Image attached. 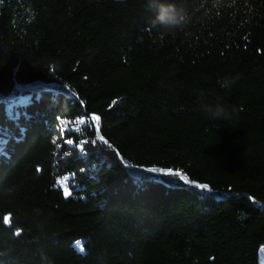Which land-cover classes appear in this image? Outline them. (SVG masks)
Masks as SVG:
<instances>
[{
  "label": "trees",
  "instance_id": "obj_1",
  "mask_svg": "<svg viewBox=\"0 0 264 264\" xmlns=\"http://www.w3.org/2000/svg\"><path fill=\"white\" fill-rule=\"evenodd\" d=\"M174 2L0 0V264H264V0Z\"/></svg>",
  "mask_w": 264,
  "mask_h": 264
},
{
  "label": "clouds",
  "instance_id": "obj_2",
  "mask_svg": "<svg viewBox=\"0 0 264 264\" xmlns=\"http://www.w3.org/2000/svg\"><path fill=\"white\" fill-rule=\"evenodd\" d=\"M147 7L155 15L151 18L150 28H155L161 34H172L181 29L187 23V14L174 0H147ZM222 87L230 88L235 79L225 77L219 81ZM201 110L210 116L211 119H229L230 111L221 103L215 105L202 104Z\"/></svg>",
  "mask_w": 264,
  "mask_h": 264
},
{
  "label": "snow or ice",
  "instance_id": "obj_3",
  "mask_svg": "<svg viewBox=\"0 0 264 264\" xmlns=\"http://www.w3.org/2000/svg\"><path fill=\"white\" fill-rule=\"evenodd\" d=\"M91 119H92V121L96 122V125H97L96 130L99 131L98 122H99L100 118L98 116H93ZM80 124H84V121L81 120ZM101 139H103L102 136H101ZM65 143H67L68 145H72L73 144V140L72 139H68V140L65 141ZM80 147L82 148L83 145H80ZM148 171L155 173V172H164L165 170L164 169L151 168V169H148ZM168 172H169V174H174L176 176H180V178L183 179V180L187 179L185 176H182L179 172L173 173L172 170H168ZM61 187L63 188V195H64L65 198L69 197L72 194L70 188L66 185V183H61ZM198 187L201 188V189H207L208 185L200 184V185H198ZM76 243L79 244V241H77ZM80 251H83V247L82 246L80 247Z\"/></svg>",
  "mask_w": 264,
  "mask_h": 264
},
{
  "label": "water",
  "instance_id": "obj_4",
  "mask_svg": "<svg viewBox=\"0 0 264 264\" xmlns=\"http://www.w3.org/2000/svg\"><path fill=\"white\" fill-rule=\"evenodd\" d=\"M264 250V249H263Z\"/></svg>",
  "mask_w": 264,
  "mask_h": 264
}]
</instances>
